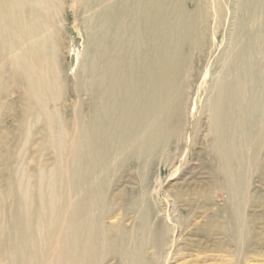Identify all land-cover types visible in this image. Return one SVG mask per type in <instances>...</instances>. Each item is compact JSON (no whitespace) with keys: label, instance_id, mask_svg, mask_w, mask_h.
Returning <instances> with one entry per match:
<instances>
[{"label":"bare ground","instance_id":"1","mask_svg":"<svg viewBox=\"0 0 264 264\" xmlns=\"http://www.w3.org/2000/svg\"><path fill=\"white\" fill-rule=\"evenodd\" d=\"M69 1L0 0V264H169L209 242L247 264L264 241L244 207L264 174V0H76L85 47L65 76ZM197 143L214 181L165 188L161 166L174 178Z\"/></svg>","mask_w":264,"mask_h":264},{"label":"rangeland","instance_id":"2","mask_svg":"<svg viewBox=\"0 0 264 264\" xmlns=\"http://www.w3.org/2000/svg\"><path fill=\"white\" fill-rule=\"evenodd\" d=\"M76 0H70L69 1V6L68 10L66 12V18L68 21L67 29L64 32V35L62 36L61 40V54H62V62H63V67H64V75L65 76H70L74 75L75 69L78 68L80 65V62L82 60V54L84 53V42H85V36L84 32L82 30V26L79 23V20L76 15V5L75 2ZM213 33L216 34V43L217 45H220L222 43L223 35L221 32H216L213 31ZM221 40V41H220ZM210 62V63H209ZM197 64L200 65L201 67V74L199 75L197 81L195 82V88H194V96H198L196 98V105H195V113H193L192 118L197 115V111L199 110L200 107V100H202L203 96L205 95L204 90H205V80L206 78V73L209 71L213 72V69L211 67V58H203V61H197ZM210 65V66H209ZM206 68V69H204ZM204 79V80H203ZM200 80V81H199ZM204 81V82H203ZM203 82V84H202ZM203 85V87H202ZM197 87V88H196ZM204 88V89H202ZM199 89V90H198ZM200 93V94H199ZM198 94V95H197ZM74 98V96L72 97ZM194 109V108H193ZM11 111V110H10ZM4 125L8 126L9 128H13V121L11 118L6 116L4 118ZM203 131L206 130V127L201 125ZM7 147V146H6ZM6 147H1L0 148V159L4 156V149ZM201 143H197V145H194L192 148H190L189 153L187 155V160L184 164V160H177L175 162V166H180L181 170L179 171L180 173L176 174L174 178H170V171L174 169L173 167L170 169V167L166 166H161L162 169V178L165 179L164 187L166 188L169 181H175V179L184 177L185 175H188L190 180L193 182L195 180H205L207 182H212L214 181L213 176L210 174L209 170L207 169H200L199 164L205 163V158H198L197 155H195V152L199 151L202 149ZM6 154V153H5ZM189 158V159H188ZM180 161V162H179ZM192 162V163H191ZM27 165H25L26 167ZM31 166V165H30ZM174 166V167H175ZM198 166V167H197ZM202 172V173H201ZM260 173V174H259ZM204 175V176H203ZM9 173L6 170V167L4 165L0 166V179H7L9 178ZM209 176V177H208ZM177 177V178H176ZM249 184L247 186L248 193L250 200L245 203V214L246 215H253L255 217H259L260 219L258 220V226L259 227H264V174L262 172H253L249 175ZM168 192L164 194L162 191V196L164 197V203L167 201L166 199L169 198L167 197ZM199 200L198 196H192ZM258 197H261L263 200L258 201ZM166 198V199H165ZM260 198V199H261ZM170 200L173 198L170 197ZM195 200V199H194ZM184 200L177 202V209L178 211L182 212L185 210V206L183 205ZM244 204V203H243ZM242 204V205H243ZM225 203L221 200V197H218L216 195H213V197L207 202V213L216 211L220 209V207L224 206ZM209 208V209H208ZM203 209L197 208V215L202 212ZM262 215V216H261ZM195 220L200 221L201 217L195 218ZM108 223H113L115 222L114 218H109L106 220ZM259 230L261 228H258ZM260 237V236H259ZM217 238V237H216ZM217 240V239H216ZM255 241L253 240L252 242L253 245H255ZM211 248H208L204 252H201L197 249H192V250H183L181 251L180 255L177 258H174L173 260L170 261L169 264H225L227 261L231 260L234 258V256H231L229 253V250H222L220 251H214L212 248L214 247L211 242ZM255 248L253 251L250 253V256L246 259L247 264H264V241H261V245L254 246ZM227 248V247H226ZM193 253V254H191ZM190 254V255H189ZM177 259V260H176ZM173 261V262H172Z\"/></svg>","mask_w":264,"mask_h":264}]
</instances>
